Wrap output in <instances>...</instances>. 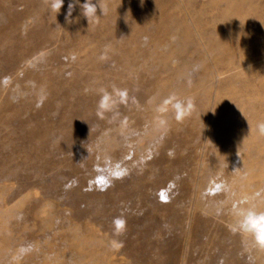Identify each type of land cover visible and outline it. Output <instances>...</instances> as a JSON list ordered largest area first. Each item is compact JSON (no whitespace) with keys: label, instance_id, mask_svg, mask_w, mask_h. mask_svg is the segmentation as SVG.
Listing matches in <instances>:
<instances>
[{"label":"rangeland","instance_id":"obj_1","mask_svg":"<svg viewBox=\"0 0 264 264\" xmlns=\"http://www.w3.org/2000/svg\"><path fill=\"white\" fill-rule=\"evenodd\" d=\"M92 2L0 0V264H264V0Z\"/></svg>","mask_w":264,"mask_h":264},{"label":"clouds","instance_id":"obj_2","mask_svg":"<svg viewBox=\"0 0 264 264\" xmlns=\"http://www.w3.org/2000/svg\"><path fill=\"white\" fill-rule=\"evenodd\" d=\"M50 3L51 8L58 13L64 3V0H46ZM79 0H74V3H69L68 13L66 20L71 17L73 8L75 4H78ZM82 9V14L87 20H92L98 23L99 16L97 15V5L92 2V0H84V3L80 5ZM102 15L107 14V7L101 8L99 6ZM104 57H102L103 59ZM100 99L97 104V115L100 118H104L105 113L113 112L118 106V104L126 103L128 98L127 90L114 89L112 93L101 89ZM171 105L175 112V119L177 121H183L185 118L191 115L194 110V103L191 98L180 99L177 96L170 95L168 98L164 99L161 105L157 108L159 113H167L168 106ZM160 126H165L167 121L163 118L158 119ZM257 131L260 135L264 136V122L257 124ZM238 215L240 219L237 223V228L245 234V236L251 237L252 244L254 247L264 250V211H258L255 207L248 209L238 210ZM117 232L124 228V221H116ZM115 247L118 249L122 247V244H117Z\"/></svg>","mask_w":264,"mask_h":264},{"label":"snow or ice","instance_id":"obj_3","mask_svg":"<svg viewBox=\"0 0 264 264\" xmlns=\"http://www.w3.org/2000/svg\"><path fill=\"white\" fill-rule=\"evenodd\" d=\"M121 174H122V173H120V172H117V173H116L117 176H119V175H121ZM162 199H166V198L162 196Z\"/></svg>","mask_w":264,"mask_h":264}]
</instances>
